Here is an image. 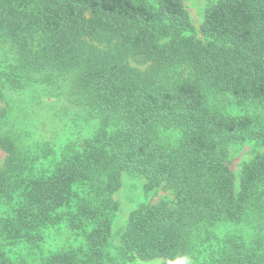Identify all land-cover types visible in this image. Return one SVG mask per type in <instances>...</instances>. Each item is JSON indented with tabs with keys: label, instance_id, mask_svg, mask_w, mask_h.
<instances>
[{
	"label": "trees",
	"instance_id": "16d2710c",
	"mask_svg": "<svg viewBox=\"0 0 264 264\" xmlns=\"http://www.w3.org/2000/svg\"><path fill=\"white\" fill-rule=\"evenodd\" d=\"M186 1L0 0V149L7 154L0 167V264H17L4 250L8 243L39 242L61 223L83 231L85 245L42 264H109L113 194L124 172L175 194L171 205L131 212L121 239L127 256L264 264V128L250 115H220L207 103L211 90L264 105V0H215L197 32ZM130 58L148 69L132 67ZM176 67L189 75L170 78ZM40 86L67 109L99 120L95 134L50 161L51 148L34 149L7 102V93ZM161 130L180 137L168 145ZM228 138L263 150L239 177L225 160ZM247 222L260 228L255 246L236 236L211 246L217 226Z\"/></svg>",
	"mask_w": 264,
	"mask_h": 264
},
{
	"label": "rangeland",
	"instance_id": "374dc122",
	"mask_svg": "<svg viewBox=\"0 0 264 264\" xmlns=\"http://www.w3.org/2000/svg\"><path fill=\"white\" fill-rule=\"evenodd\" d=\"M215 0H187L186 8L191 18V22L199 30L204 18L205 9ZM199 35V33H197ZM132 67L142 71L148 69L147 64H142L140 60L130 58ZM190 70L183 67H176L168 72L172 79L185 78ZM168 77V78H169ZM63 79V78H62ZM43 86L40 89L30 88L27 90L7 93V102L11 107V118L18 124L19 131L30 137V142L34 140V149L37 151L39 145L51 148L52 155L48 156V161L53 156L63 151L68 144L80 142L95 134L98 121L92 114L70 106L69 109L57 101L58 96L46 92ZM207 103L209 108L220 115L241 117L250 115L254 117L260 127L264 128V105L238 103L227 94L207 91ZM7 105V104H6ZM26 119V120H25ZM159 137L163 143L174 145L180 137L174 130H161ZM226 163L231 170L239 177L242 166L250 161L257 153L262 152L260 145L253 142L242 141L236 138L225 140ZM7 154L0 149V167L3 166ZM47 160H44L46 162ZM47 164V163H46ZM174 191L164 186L151 187L148 181L136 174L123 173V183L119 190L113 194V200L117 204V210L113 213V224L111 236L109 238L108 253L109 264H163V260H142L128 256L121 250L122 236L126 231L130 214L142 204H157L167 202L171 205L174 200ZM6 209L0 210V219L5 217ZM213 234L215 239L211 246L214 248L217 241L227 240L228 237L236 236L245 246H255L260 242V228L252 223H222L217 226ZM263 245H264V232ZM85 245V233L83 231L72 230L66 223L51 226L44 230L41 241L36 243L23 242L19 244L8 243L4 250L10 258L17 264H42V260L51 254L67 250H76ZM200 247L201 255H206L208 245ZM260 249V247H258Z\"/></svg>",
	"mask_w": 264,
	"mask_h": 264
}]
</instances>
